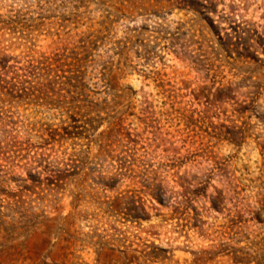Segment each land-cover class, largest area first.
<instances>
[{"label": "rangeland", "instance_id": "obj_1", "mask_svg": "<svg viewBox=\"0 0 264 264\" xmlns=\"http://www.w3.org/2000/svg\"><path fill=\"white\" fill-rule=\"evenodd\" d=\"M193 3L0 0V241L70 235L90 262L98 245L152 242L168 249L155 264H264V210L251 212L264 194V0ZM83 44L77 86L24 74ZM195 188L175 212L176 192Z\"/></svg>", "mask_w": 264, "mask_h": 264}, {"label": "trees", "instance_id": "obj_2", "mask_svg": "<svg viewBox=\"0 0 264 264\" xmlns=\"http://www.w3.org/2000/svg\"><path fill=\"white\" fill-rule=\"evenodd\" d=\"M199 0H181L184 4L187 2L192 5L193 2ZM87 42V41H86ZM86 45H73L71 47L65 45L57 48L50 53H40L37 57L27 61L25 69L26 75L45 76L47 79L55 76H63L66 78V83L70 86H77L76 83L81 82L82 78V61L83 53ZM61 72V73H59ZM74 81V82H72ZM80 84V83H79ZM31 86L17 85L18 90L27 93ZM40 88V87H39ZM76 88V87H75ZM221 95L214 94V97L219 99L224 98V95L229 94L231 88L225 86L219 89ZM82 127V125H80ZM84 127V126H83ZM123 128L120 121L114 123L115 131L120 132ZM263 183V182H262ZM197 188L189 189L188 191H177V196L180 199L173 201V209L178 212L180 209L185 210L192 196L197 193ZM158 198V197H157ZM224 189H217L216 194H211V199L216 208H220L225 201ZM161 202V199L158 198ZM259 204L255 210L251 212L258 218L262 210H264V194L258 199ZM200 219L191 221L192 226H197ZM188 225V224H185ZM47 235V233L40 232ZM38 235V234H37ZM68 235V234H67ZM35 233L26 236V239L16 244H8L5 241H0V264H155L165 261L168 256V249L155 243L146 244L137 248L114 247L111 245H98L95 248L96 258L92 262L85 260L77 251L81 249L76 246L74 240H71L70 235L59 237L53 243H47L45 237L39 238L37 242L32 241ZM1 237V236H0ZM223 248L204 249L200 254L211 257L223 253ZM199 253V252H197Z\"/></svg>", "mask_w": 264, "mask_h": 264}]
</instances>
